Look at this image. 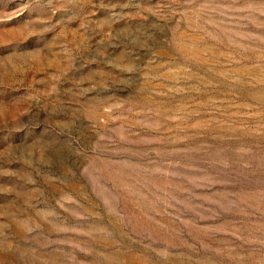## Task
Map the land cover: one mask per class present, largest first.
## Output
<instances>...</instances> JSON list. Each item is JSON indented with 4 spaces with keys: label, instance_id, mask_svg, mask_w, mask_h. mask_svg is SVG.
I'll return each instance as SVG.
<instances>
[{
    "label": "rangeland",
    "instance_id": "374dc122",
    "mask_svg": "<svg viewBox=\"0 0 264 264\" xmlns=\"http://www.w3.org/2000/svg\"><path fill=\"white\" fill-rule=\"evenodd\" d=\"M0 264H264V0H0Z\"/></svg>",
    "mask_w": 264,
    "mask_h": 264
}]
</instances>
